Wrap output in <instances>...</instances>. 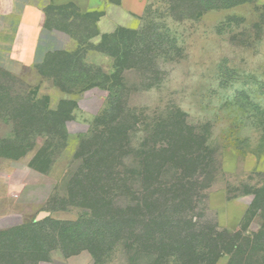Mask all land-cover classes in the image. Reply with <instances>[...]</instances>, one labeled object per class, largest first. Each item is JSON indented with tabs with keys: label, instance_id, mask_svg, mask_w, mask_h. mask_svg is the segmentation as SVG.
Listing matches in <instances>:
<instances>
[{
	"label": "rangeland",
	"instance_id": "obj_1",
	"mask_svg": "<svg viewBox=\"0 0 264 264\" xmlns=\"http://www.w3.org/2000/svg\"><path fill=\"white\" fill-rule=\"evenodd\" d=\"M210 1L214 2L202 0L203 4ZM215 1L230 4L239 0ZM199 9L196 0L148 1L142 16L121 32L129 46L137 44L133 61L139 59L144 69L128 78L127 94L119 92L122 97L116 99H122L121 109L112 114L110 94L102 90L106 99L96 117L83 130L71 126L70 136L55 143L61 153L56 167L46 175L50 183L32 189V194L51 193L48 209L33 214L32 221L48 219L39 218L40 214L56 208L55 217L74 218L78 210L60 213L58 209L67 203L63 198L66 167L73 153L83 139L105 129L102 122L126 130L129 149L122 166L132 163L140 168L132 180L140 192L136 198L147 207L141 209L134 227L125 230L124 240L105 242L97 257L86 251L93 258L90 264H190L193 249L206 254L205 245L198 243L217 227L209 194L228 190L232 212L243 219L253 202L247 193L264 187V0H247L203 13ZM48 14L51 22L68 31L74 44L70 53L79 51L85 60L75 68L61 66L53 56L49 67L26 68L20 75L0 69V112L9 99L17 102L15 108L24 107L26 113H30L31 100L45 103L47 97L50 107L56 108L65 97L56 88L58 82L80 84L98 76L104 62L91 47L93 39L89 42L85 38L96 33L92 18L85 20L83 16L82 24L69 27L77 9L51 7ZM113 115L117 118L112 122L103 121ZM6 130L0 124V137ZM84 133L86 137H79ZM45 142L46 138L39 137L30 141L35 149L25 159L31 161ZM228 150L238 161L234 174L223 169ZM142 161L144 165L153 163V172L145 174ZM0 192L8 193L9 189L0 187ZM31 217L3 220L0 227L16 222L22 226ZM52 223L39 226L46 228ZM256 228L254 221L250 229Z\"/></svg>",
	"mask_w": 264,
	"mask_h": 264
},
{
	"label": "trees",
	"instance_id": "obj_2",
	"mask_svg": "<svg viewBox=\"0 0 264 264\" xmlns=\"http://www.w3.org/2000/svg\"><path fill=\"white\" fill-rule=\"evenodd\" d=\"M245 2L247 0L217 4L214 0L203 4L202 0H196L197 5H200V13L230 8ZM88 16L96 25L98 15H86L85 20ZM82 17L79 14L74 16L80 23L69 24V27L82 24ZM56 28L62 30L59 26ZM122 30L124 29L113 36L104 37L99 45H91L97 52L114 60L111 70L105 71L99 66L98 76L86 78L80 84L58 82L56 88L65 97L59 100L56 108L50 107L51 99L47 97L45 103L31 100L28 105L30 113H26L24 107L15 108L17 102L9 99L0 112V124L7 129L5 135L0 137L1 158L20 160L30 156L35 148L28 143L38 137L46 138L45 146L38 150L28 165L31 169L48 175L56 167L59 159L57 156L61 153L57 144L70 136L67 124L73 119L77 100L83 93L92 88L107 91L110 94L108 98L111 100V113L115 115L121 109L122 99L118 102L119 99L116 98H121V95L128 92L129 83L125 72L136 71L139 74L144 71L139 59L138 62L133 61V54L138 51L133 49L137 48V44L129 46L128 39L121 33ZM97 35L96 29L95 34L90 33L85 38L90 42ZM55 56L61 66L75 68L82 66L85 60L79 51ZM51 57L39 66L49 67L52 64ZM49 77L57 79L55 75ZM80 79L77 78L76 81ZM124 99L127 105V96ZM114 115L108 116L110 118L105 116L103 121L108 119L112 122L117 118ZM102 124L105 129L95 131L91 137L83 139L80 148L73 153L66 167V193L63 198L67 203L58 209H76L80 218L71 222L51 218L39 222L31 220L22 226L0 230V264H42L49 262L55 252L68 258L88 251L97 257L105 242L124 240L125 230L134 227L136 217L141 216V209L147 207L140 198H136L140 192L132 180L140 168L137 170L132 163L122 166L129 149L126 130H116L114 127L118 126L113 127L111 123ZM86 135L87 133L79 134V137ZM170 135L168 134V137ZM167 140L169 141V138ZM154 153L155 149H152L151 154ZM140 165L145 174L155 169V165L149 161L145 165L142 161ZM224 190L228 194V200H231L229 191ZM247 194L253 196V202L239 229H222L217 224L214 233L201 238L198 243L199 246L205 245L206 249L203 251L206 254L202 255L200 249H193L190 264H216L223 256H229L228 264H264V187L252 189ZM52 210L57 211V208ZM46 221L53 223L46 228L39 226ZM254 221H257V228L251 230Z\"/></svg>",
	"mask_w": 264,
	"mask_h": 264
},
{
	"label": "crops",
	"instance_id": "obj_3",
	"mask_svg": "<svg viewBox=\"0 0 264 264\" xmlns=\"http://www.w3.org/2000/svg\"><path fill=\"white\" fill-rule=\"evenodd\" d=\"M148 1L0 0V69L20 75L26 68L45 64L51 56L74 50L71 38L66 32L57 29L55 23L49 20L48 10L51 7L72 6L78 10L79 16L97 14L98 36L93 38L92 43L99 45L104 37L113 36L137 21L142 16ZM74 19L68 23H80ZM99 55L104 62L100 66L105 71H110L114 60L101 53ZM135 74H137L136 71L125 72L128 83V78ZM105 99V93L99 88H92L83 93L77 100V108L74 110L73 119L67 124V131H70L71 126L78 131L83 130V126L91 122L100 112ZM28 163L25 158L10 160L0 157V187L9 189L8 193L0 192V222L7 219L16 221L17 217L23 215L31 217L48 209L51 193L36 191L32 194V189L35 185L46 186L50 180L46 175L31 169ZM223 169L226 174H234L238 170L237 158L230 150L224 156ZM208 203L210 209L216 214L220 228L239 229L242 217L232 212L231 201L228 200L225 190L211 192ZM48 211L45 218L49 217L53 220L71 222L80 218L78 211L71 219L57 218L56 212L52 209ZM31 220L32 217L21 224ZM18 225L16 222L13 226ZM13 226H2L0 230L10 229ZM92 260L91 254L86 251L68 258L55 252L49 262L42 264H90ZM229 260V256H223L216 264H228Z\"/></svg>",
	"mask_w": 264,
	"mask_h": 264
},
{
	"label": "water",
	"instance_id": "obj_4",
	"mask_svg": "<svg viewBox=\"0 0 264 264\" xmlns=\"http://www.w3.org/2000/svg\"><path fill=\"white\" fill-rule=\"evenodd\" d=\"M45 216H46V214H41L39 218H42V217H45Z\"/></svg>",
	"mask_w": 264,
	"mask_h": 264
}]
</instances>
